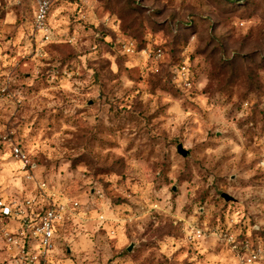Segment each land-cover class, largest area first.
I'll return each instance as SVG.
<instances>
[{
  "label": "rangeland",
  "instance_id": "rangeland-1",
  "mask_svg": "<svg viewBox=\"0 0 264 264\" xmlns=\"http://www.w3.org/2000/svg\"><path fill=\"white\" fill-rule=\"evenodd\" d=\"M34 10L0 1V198L44 179L79 201L55 264H229L211 230L240 221L261 242L264 0H53L48 42Z\"/></svg>",
  "mask_w": 264,
  "mask_h": 264
},
{
  "label": "built area",
  "instance_id": "built-area-1",
  "mask_svg": "<svg viewBox=\"0 0 264 264\" xmlns=\"http://www.w3.org/2000/svg\"><path fill=\"white\" fill-rule=\"evenodd\" d=\"M30 1L35 8L34 28L42 32L43 39L48 42L52 39L48 17L53 0ZM125 49L132 51V45H126ZM176 77L184 88L193 87V75L187 62H183L176 70ZM11 153L32 178L28 173L31 165L29 153L18 144L12 145ZM35 185L36 192L23 198H0L3 239L16 264H55L57 240L62 236L61 228L67 220L82 216L85 218L86 213L79 201L66 197L46 180H36ZM211 231L227 246L231 260L229 264L264 263V245L247 235L240 236V232L234 230L232 225ZM185 233L186 239L196 246L205 238L206 230L197 222H189Z\"/></svg>",
  "mask_w": 264,
  "mask_h": 264
},
{
  "label": "trees",
  "instance_id": "trees-1",
  "mask_svg": "<svg viewBox=\"0 0 264 264\" xmlns=\"http://www.w3.org/2000/svg\"><path fill=\"white\" fill-rule=\"evenodd\" d=\"M1 1V0H0ZM177 84V83H176ZM180 88H181V86L179 85V84H177ZM192 89V88H191ZM222 218H224V216H222ZM238 225L241 227L242 225V228H243V230L242 231H240V236H242V237H244V236H246L247 235V233H246V225H247V223H246V221H240L239 223H237V224H235V226H233V229L235 230L236 228H238ZM64 226V225H63ZM245 229V230H244ZM251 229H252V234L253 235H255V234H257V233H259V230L256 228V225L254 224V225H252L251 226ZM261 237H262V240H261V242H259V241H257V242H259V243H261V244H263L264 245V235H261ZM61 241H62V237H60L58 240H57V248H58V246L61 244ZM56 256L58 257V252L56 251Z\"/></svg>",
  "mask_w": 264,
  "mask_h": 264
},
{
  "label": "water",
  "instance_id": "water-1",
  "mask_svg": "<svg viewBox=\"0 0 264 264\" xmlns=\"http://www.w3.org/2000/svg\"><path fill=\"white\" fill-rule=\"evenodd\" d=\"M177 151L183 156H186L188 154V150L185 149L182 144H178ZM222 197H224L227 201L234 200V197L229 195L228 193H222ZM128 250H131V247H128Z\"/></svg>",
  "mask_w": 264,
  "mask_h": 264
}]
</instances>
